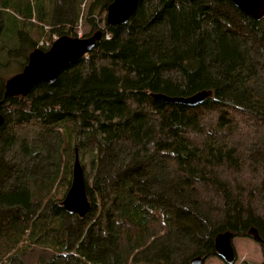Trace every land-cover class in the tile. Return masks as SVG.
I'll use <instances>...</instances> for the list:
<instances>
[{
  "label": "trees",
  "instance_id": "trees-1",
  "mask_svg": "<svg viewBox=\"0 0 264 264\" xmlns=\"http://www.w3.org/2000/svg\"><path fill=\"white\" fill-rule=\"evenodd\" d=\"M36 1L0 0V71L22 72L44 38H77L86 0ZM104 27L57 82L1 108L0 264H190L216 256L218 234L251 229L264 264V21L230 0H143ZM203 90L213 97L194 108L151 97ZM76 152L85 219L60 205Z\"/></svg>",
  "mask_w": 264,
  "mask_h": 264
},
{
  "label": "water",
  "instance_id": "water-1",
  "mask_svg": "<svg viewBox=\"0 0 264 264\" xmlns=\"http://www.w3.org/2000/svg\"><path fill=\"white\" fill-rule=\"evenodd\" d=\"M143 0H110L111 4L107 10V26L115 27L129 24L135 15L140 2ZM234 7L242 11L244 15L256 22L264 20V0H230ZM102 30L94 33L86 39L63 36L54 41L47 51L35 49L28 57V63L23 71L7 81L4 98L0 100V128L5 119L1 108L7 99L27 97L37 86L41 84H54L60 74L66 69L91 54L98 43L103 39ZM154 101L177 104L187 107H198L213 97V92L203 90L189 97H170L165 94H152ZM79 154L76 152L73 164L71 186L60 204L70 215H77L80 219H85L92 209L91 201L88 197L85 172L81 167ZM257 231L252 229L250 235L260 242ZM214 246L216 256L225 264H235L236 251L233 245L235 239L231 231L223 232L215 236ZM205 258L197 256L189 262L190 264H205Z\"/></svg>",
  "mask_w": 264,
  "mask_h": 264
},
{
  "label": "rangeland",
  "instance_id": "rangeland-1",
  "mask_svg": "<svg viewBox=\"0 0 264 264\" xmlns=\"http://www.w3.org/2000/svg\"><path fill=\"white\" fill-rule=\"evenodd\" d=\"M77 2H81L82 0H76ZM93 2V0H86L85 2H82V7H81V12H80V17L77 23V26L74 27V33L77 35L78 39L79 38H87L90 37L91 35H93L95 32L99 31V30H104L105 27L107 26L106 24V18H107V10L108 9H104L103 6V2L97 1V5L96 3H91ZM30 3H37L36 0H30ZM65 7L68 8V4L66 2V4H64ZM35 12V16H36ZM15 16V15H14ZM19 17V16H18ZM17 18V15H16ZM90 18L92 19L91 21ZM18 20V19H16ZM95 20V21H94ZM264 21V20H263ZM36 22V21H35ZM94 25L96 26L95 29L93 28ZM49 28L46 27L43 30H46L47 32ZM18 30H21V27L18 28ZM16 28V33H18L19 31ZM5 32V30H4ZM4 34V33H3ZM49 35V34H48ZM67 36V35H66ZM14 37V36H13ZM71 37V36H69ZM73 38V37H72ZM4 41V37H1L0 40ZM57 39H59L58 37H52L51 41L49 40V38H44L42 39V41L38 42L39 45L38 47H36L35 49H41L40 48V44L41 42H44L45 44L47 43H54V41H56ZM15 41V42H12ZM8 44H11L9 46H5V48L11 49L14 46H18L21 45L22 42H20V40L17 41V38H13V40H11L10 42H8ZM12 46V47H11ZM46 48V45H44ZM34 50H30L29 52L27 51V53L31 54ZM0 57L2 58V60L7 61L8 57L6 55V52L4 49H0ZM10 60V58H9ZM16 61H10V64H13ZM3 64V63H1ZM20 68L18 66L12 65L10 68H5L4 67L1 69L0 71V76L5 79V81H7L8 79L12 78L13 76L21 73L20 72ZM89 174V169L86 168V174L85 176H87ZM87 181H89V179H86ZM60 190L62 191V188H60ZM67 194V192H66ZM66 196V195H65ZM65 198V197H64ZM64 200V199H63ZM233 245L236 251V262L235 264H262L263 263V253H262V248L259 242H257L256 240H254V238L250 235L249 237H237L234 239L233 241ZM205 264H225L219 257L217 256H213V257H209L205 259Z\"/></svg>",
  "mask_w": 264,
  "mask_h": 264
},
{
  "label": "bare ground",
  "instance_id": "bare-ground-1",
  "mask_svg": "<svg viewBox=\"0 0 264 264\" xmlns=\"http://www.w3.org/2000/svg\"><path fill=\"white\" fill-rule=\"evenodd\" d=\"M130 22V21H129ZM106 24H107V22H106ZM119 26V25H118ZM108 27H110V26H108ZM116 27V26H115ZM98 32V31H97ZM96 33V32H95ZM93 36V35H92ZM91 37V36H90ZM90 37H87V38H90ZM78 38V37H77ZM80 39H82V38H80ZM84 39H86V38H84ZM44 45H46V48H48V47H50L51 48V46L53 45V43L51 44V43H47V44H45L44 42H42ZM43 47H45V46H43ZM40 48H41V44H40ZM8 80H10V79H8ZM7 80V81H8ZM7 81H5L6 82V84H7ZM6 84H5V87H6ZM5 92V91H4ZM252 230V229H251ZM250 230V231H251ZM256 230V229H255ZM250 233V232H249ZM249 236H250V234H249ZM236 238V237H235ZM214 248H215V246H214ZM213 248V249H214ZM215 253H216V251H215Z\"/></svg>",
  "mask_w": 264,
  "mask_h": 264
},
{
  "label": "built area",
  "instance_id": "built-area-1",
  "mask_svg": "<svg viewBox=\"0 0 264 264\" xmlns=\"http://www.w3.org/2000/svg\"><path fill=\"white\" fill-rule=\"evenodd\" d=\"M44 46V44L41 42V47H43Z\"/></svg>",
  "mask_w": 264,
  "mask_h": 264
}]
</instances>
